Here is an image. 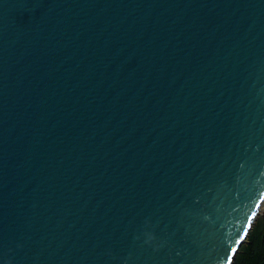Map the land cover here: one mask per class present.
<instances>
[{
  "label": "water",
  "instance_id": "water-1",
  "mask_svg": "<svg viewBox=\"0 0 264 264\" xmlns=\"http://www.w3.org/2000/svg\"><path fill=\"white\" fill-rule=\"evenodd\" d=\"M263 191L264 0H0V264H231Z\"/></svg>",
  "mask_w": 264,
  "mask_h": 264
},
{
  "label": "trees",
  "instance_id": "trees-1",
  "mask_svg": "<svg viewBox=\"0 0 264 264\" xmlns=\"http://www.w3.org/2000/svg\"><path fill=\"white\" fill-rule=\"evenodd\" d=\"M231 264H264V211L256 217Z\"/></svg>",
  "mask_w": 264,
  "mask_h": 264
},
{
  "label": "bare ground",
  "instance_id": "bare-ground-1",
  "mask_svg": "<svg viewBox=\"0 0 264 264\" xmlns=\"http://www.w3.org/2000/svg\"><path fill=\"white\" fill-rule=\"evenodd\" d=\"M263 206H264V191H263V193H262V195L260 197V200L258 201L257 207H256V209L254 211V214H253V218H252L251 222L249 223V226L246 228V230L244 232L242 240L245 238V236H246V234H247V232L249 230V227L251 226L252 222L254 221V219L256 217V214L258 213V210H260Z\"/></svg>",
  "mask_w": 264,
  "mask_h": 264
},
{
  "label": "rangeland",
  "instance_id": "rangeland-1",
  "mask_svg": "<svg viewBox=\"0 0 264 264\" xmlns=\"http://www.w3.org/2000/svg\"><path fill=\"white\" fill-rule=\"evenodd\" d=\"M263 211H264V206H263L260 210H258V213L256 214V217H257L258 215H260ZM256 217H255V219H256ZM255 219H254V221H255ZM254 221H253V222H254ZM252 224H253V223H252ZM252 224H251V226H252ZM251 226H250V227H251ZM245 240H246V236H245V238L243 239L242 242H245ZM242 242H241V243H242Z\"/></svg>",
  "mask_w": 264,
  "mask_h": 264
}]
</instances>
